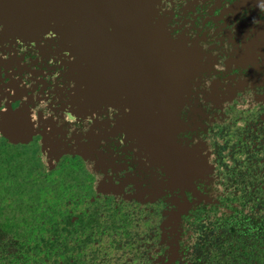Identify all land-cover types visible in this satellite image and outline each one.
<instances>
[{
	"label": "flooded vegetation",
	"instance_id": "1",
	"mask_svg": "<svg viewBox=\"0 0 264 264\" xmlns=\"http://www.w3.org/2000/svg\"><path fill=\"white\" fill-rule=\"evenodd\" d=\"M166 5L163 77L0 33V264H264V0Z\"/></svg>",
	"mask_w": 264,
	"mask_h": 264
},
{
	"label": "water",
	"instance_id": "2",
	"mask_svg": "<svg viewBox=\"0 0 264 264\" xmlns=\"http://www.w3.org/2000/svg\"><path fill=\"white\" fill-rule=\"evenodd\" d=\"M167 7L166 0H0V33L52 32L75 63H91L97 73L112 65L103 56L105 47L118 57L124 53L119 48L134 46L137 56H148L144 64L158 65L154 73L163 77L170 70L163 67Z\"/></svg>",
	"mask_w": 264,
	"mask_h": 264
}]
</instances>
